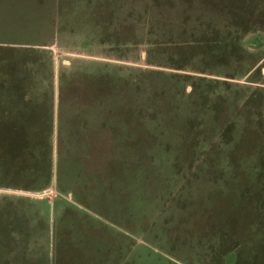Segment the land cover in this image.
<instances>
[{"label": "rangeland", "instance_id": "obj_1", "mask_svg": "<svg viewBox=\"0 0 264 264\" xmlns=\"http://www.w3.org/2000/svg\"><path fill=\"white\" fill-rule=\"evenodd\" d=\"M55 2L0 0V264H264V0Z\"/></svg>", "mask_w": 264, "mask_h": 264}, {"label": "crops", "instance_id": "obj_2", "mask_svg": "<svg viewBox=\"0 0 264 264\" xmlns=\"http://www.w3.org/2000/svg\"><path fill=\"white\" fill-rule=\"evenodd\" d=\"M56 10L59 15V21L61 22V25L63 23H76V21H79L81 19V16L86 17L85 19L81 21H85L86 25L90 28L87 29H81V31H73V28L70 26L68 29L66 28L65 31H62L59 35H67L63 38H61L58 41L64 42L68 39L72 40L76 38V41L79 40V42H76L79 46H84L86 44V39H97L96 42H94L95 45L102 46L104 45V42L100 39V16L104 10H112L113 13V21L119 20V15L127 14L130 17H125L120 21H132L133 18H131L132 9L136 12V6L138 5L136 0H55ZM105 5L106 9H102ZM125 15V16H127ZM71 35H75L76 37H71ZM69 40V41H70ZM72 43V42H71ZM73 44V43H72Z\"/></svg>", "mask_w": 264, "mask_h": 264}]
</instances>
